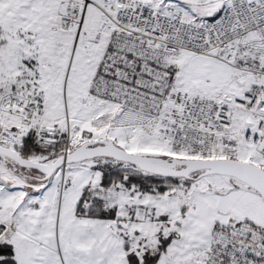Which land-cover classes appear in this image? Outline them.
Returning <instances> with one entry per match:
<instances>
[{
    "label": "snow or ice",
    "instance_id": "1",
    "mask_svg": "<svg viewBox=\"0 0 264 264\" xmlns=\"http://www.w3.org/2000/svg\"><path fill=\"white\" fill-rule=\"evenodd\" d=\"M0 264H264V0H0Z\"/></svg>",
    "mask_w": 264,
    "mask_h": 264
}]
</instances>
